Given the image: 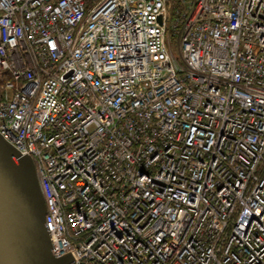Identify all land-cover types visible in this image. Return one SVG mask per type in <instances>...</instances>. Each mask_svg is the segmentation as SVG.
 Masks as SVG:
<instances>
[{
  "label": "built area",
  "instance_id": "built-area-1",
  "mask_svg": "<svg viewBox=\"0 0 264 264\" xmlns=\"http://www.w3.org/2000/svg\"><path fill=\"white\" fill-rule=\"evenodd\" d=\"M0 136L67 264H264V0H0Z\"/></svg>",
  "mask_w": 264,
  "mask_h": 264
},
{
  "label": "water",
  "instance_id": "water-1",
  "mask_svg": "<svg viewBox=\"0 0 264 264\" xmlns=\"http://www.w3.org/2000/svg\"><path fill=\"white\" fill-rule=\"evenodd\" d=\"M35 168L0 136V264H67L56 258L44 222Z\"/></svg>",
  "mask_w": 264,
  "mask_h": 264
}]
</instances>
